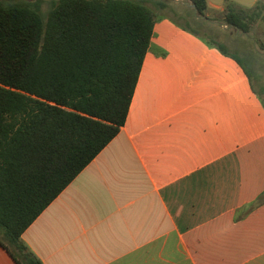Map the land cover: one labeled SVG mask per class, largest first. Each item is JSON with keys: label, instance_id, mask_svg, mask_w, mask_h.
<instances>
[{"label": "crops", "instance_id": "1", "mask_svg": "<svg viewBox=\"0 0 264 264\" xmlns=\"http://www.w3.org/2000/svg\"><path fill=\"white\" fill-rule=\"evenodd\" d=\"M22 239L43 264H264V105L245 70L163 16L125 126ZM0 264H16L1 246Z\"/></svg>", "mask_w": 264, "mask_h": 264}, {"label": "trees", "instance_id": "2", "mask_svg": "<svg viewBox=\"0 0 264 264\" xmlns=\"http://www.w3.org/2000/svg\"><path fill=\"white\" fill-rule=\"evenodd\" d=\"M11 1H0V246L16 264H43L23 233L125 126L163 16L145 0H52L46 16L43 0ZM187 2L195 9L156 5L238 62L264 105V85L229 51L207 0ZM225 12L223 24L248 35L264 20V0Z\"/></svg>", "mask_w": 264, "mask_h": 264}, {"label": "rangeland", "instance_id": "3", "mask_svg": "<svg viewBox=\"0 0 264 264\" xmlns=\"http://www.w3.org/2000/svg\"><path fill=\"white\" fill-rule=\"evenodd\" d=\"M6 3H11V0H0ZM16 1V0H14ZM20 1H28V2H35L37 0H20ZM158 1H165L169 5L178 4L182 6L184 9L191 8V4L187 2V0H180L183 3H180L178 0H145L146 4L150 6L158 16H168L170 18H174L177 20H181L175 13L167 8L161 9L159 8L156 3ZM244 2V3H242ZM228 3L235 4L239 7H243L246 9H250L247 1H234V0H227L225 2V6ZM52 7V0H43L42 3V13L46 16L50 8ZM225 10L223 12H215L212 10H208L206 12V16L210 19L216 20L217 24H219L225 33L222 34L224 41L227 42L229 51L238 54L242 60L244 61L245 65L252 73L255 82L258 85H264V53L260 51L259 44L264 42V20H258L257 22L253 23L250 28V32L248 35L239 32L235 28L232 27H223V19L225 17ZM161 18H159L160 20ZM259 52V54L257 53Z\"/></svg>", "mask_w": 264, "mask_h": 264}, {"label": "water", "instance_id": "4", "mask_svg": "<svg viewBox=\"0 0 264 264\" xmlns=\"http://www.w3.org/2000/svg\"><path fill=\"white\" fill-rule=\"evenodd\" d=\"M180 3H183V1H180V0H178ZM192 8H194L195 9V6H191ZM223 27L225 28L226 26L225 25H223Z\"/></svg>", "mask_w": 264, "mask_h": 264}]
</instances>
